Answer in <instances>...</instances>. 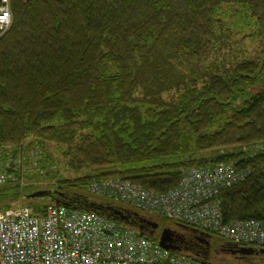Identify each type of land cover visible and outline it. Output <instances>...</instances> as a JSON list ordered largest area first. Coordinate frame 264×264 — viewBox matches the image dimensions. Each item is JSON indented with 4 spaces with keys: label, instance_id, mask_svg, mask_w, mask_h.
<instances>
[{
    "label": "trees",
    "instance_id": "trees-1",
    "mask_svg": "<svg viewBox=\"0 0 264 264\" xmlns=\"http://www.w3.org/2000/svg\"><path fill=\"white\" fill-rule=\"evenodd\" d=\"M11 7L12 26L0 39V165L14 179L0 184V210L22 203L43 216L56 204L30 197L43 189L56 191L57 205L103 213L118 204L93 193L94 181L119 178L165 193L187 169L234 162L247 175L219 195L225 222L264 221V49L243 59L235 49L264 36V0ZM250 145L261 149L227 152ZM49 146L82 174L35 187L33 179L55 177L61 163ZM152 218L168 228L175 222ZM176 223L186 233L172 229L182 237L175 243L201 263L218 264L213 249L223 243L237 264H264V253L233 254L241 247Z\"/></svg>",
    "mask_w": 264,
    "mask_h": 264
},
{
    "label": "built area",
    "instance_id": "built-area-1",
    "mask_svg": "<svg viewBox=\"0 0 264 264\" xmlns=\"http://www.w3.org/2000/svg\"><path fill=\"white\" fill-rule=\"evenodd\" d=\"M12 23L11 0H0V39ZM246 175L232 163H220L187 169L165 193L119 178L94 181L89 189L116 207L215 233L237 247L264 249V221L225 222L219 201L222 190ZM9 179L14 175L0 165V184ZM120 225L105 214L65 205H51L43 216L27 206L0 210V264H204L176 243L175 250L164 249Z\"/></svg>",
    "mask_w": 264,
    "mask_h": 264
},
{
    "label": "rangeland",
    "instance_id": "rangeland-1",
    "mask_svg": "<svg viewBox=\"0 0 264 264\" xmlns=\"http://www.w3.org/2000/svg\"><path fill=\"white\" fill-rule=\"evenodd\" d=\"M235 49L241 51L238 53L239 59H243L244 55H246L249 58L253 57V56H255L254 54H256L257 52L264 49V36L262 38L260 37L258 39L246 40V41H244V43L241 44V46H235ZM234 51H236V50H234ZM226 55L230 56V54L227 52H226ZM49 148H50L51 152H53L55 154V160L56 161L60 160L61 163H60V165H58V167L57 166L55 167V170H57V174L55 175V177L44 176V177L33 179L34 180L33 184L35 187H42V188H47V189H48V187L53 188L54 186H56L57 184L60 183L61 179H74L78 175L82 174V173L74 172L72 169H69L68 166L66 165L65 160L59 154V151L56 150L53 146H49ZM253 149L257 150V149H261V148L258 145L257 146L250 145V146H245L242 148L241 147L229 148V149H227V152L237 153L240 151H245V152L251 153ZM209 154L214 155V154H216V152L213 151ZM203 155H205V154H203ZM232 164H235V163L233 162ZM23 184L25 186V185L31 184V182H30V180H27V178H24ZM41 190H43V189H41ZM44 191H48V190H44ZM89 194H90L89 197L92 200H96L99 198L97 195H94L91 192ZM46 197H48V196H46ZM18 205L22 206V203H18ZM16 208H18V207H16ZM169 225H170V228L173 230L180 231L183 234L186 233V231L183 228H181L176 222L170 221ZM160 236H161V234H160ZM222 244H218L217 252H215L216 248L213 249L214 250L213 253L215 252L213 257H214V259H216V262L218 264H237L238 260L234 256H232L230 253H228L224 250L219 249V246H221Z\"/></svg>",
    "mask_w": 264,
    "mask_h": 264
},
{
    "label": "flooded vegetation",
    "instance_id": "flooded-vegetation-1",
    "mask_svg": "<svg viewBox=\"0 0 264 264\" xmlns=\"http://www.w3.org/2000/svg\"><path fill=\"white\" fill-rule=\"evenodd\" d=\"M113 207V206H112ZM116 210H122V213L119 214L116 212ZM103 212L105 215L108 217L110 216V219L115 220L118 223H121L125 226H131L135 230H137L140 233H143L147 237H157L158 235L161 234L165 226H161L160 223L157 221L153 220L152 217L149 216H143L139 212L135 211L134 209L127 208V207H116L114 206L112 209L108 210L106 207L103 209ZM153 223H157L158 226L154 227ZM191 234H194L192 230L189 231ZM175 240L174 242H177L178 240L182 239L180 235L175 233ZM200 240V239H199ZM200 244L202 246H207L208 249H210V243L205 241L200 240ZM255 249V253L253 254L254 258H260L262 259L261 253L259 248L252 247ZM220 250H224L223 246H219ZM218 249V250H219ZM225 251V250H224ZM215 252H217V248L215 249ZM214 252V253H215ZM234 254V253H233Z\"/></svg>",
    "mask_w": 264,
    "mask_h": 264
},
{
    "label": "water",
    "instance_id": "water-1",
    "mask_svg": "<svg viewBox=\"0 0 264 264\" xmlns=\"http://www.w3.org/2000/svg\"><path fill=\"white\" fill-rule=\"evenodd\" d=\"M56 191H44V190H41V191H37L33 194H31V198H44L46 196L50 197L51 199L55 200L56 201V204H61V201L57 200L53 193H55ZM65 206H67L66 204H64ZM68 207V206H67ZM106 208L108 210L112 209L111 206H106ZM97 213H102L100 211H96ZM117 213L121 214L122 213V210H116ZM102 214H105L104 212ZM108 218H110V216H108ZM153 226L156 227L158 226L157 223H153ZM141 235H144V234H141ZM175 232L168 228V227H165L163 229V231L161 232V236H160V239H159V244L162 248L164 249H172V250H175L176 249V246L174 245V240H175ZM201 241H205V239H200ZM208 242V241H207ZM209 243V242H208ZM232 253L236 254V253H239V254H244V255H253L255 253V249L254 248H247V247H244V248H241V249H238V250H234L232 251ZM260 253H264V249H261L260 250Z\"/></svg>",
    "mask_w": 264,
    "mask_h": 264
}]
</instances>
